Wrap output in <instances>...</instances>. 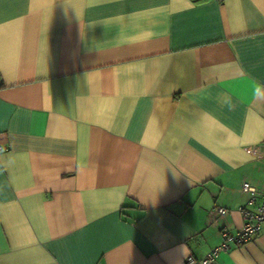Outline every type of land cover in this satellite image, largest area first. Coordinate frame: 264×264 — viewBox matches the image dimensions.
<instances>
[{
	"label": "crops",
	"instance_id": "obj_1",
	"mask_svg": "<svg viewBox=\"0 0 264 264\" xmlns=\"http://www.w3.org/2000/svg\"><path fill=\"white\" fill-rule=\"evenodd\" d=\"M256 87L264 0H0V264L205 256L264 192Z\"/></svg>",
	"mask_w": 264,
	"mask_h": 264
},
{
	"label": "built area",
	"instance_id": "obj_2",
	"mask_svg": "<svg viewBox=\"0 0 264 264\" xmlns=\"http://www.w3.org/2000/svg\"><path fill=\"white\" fill-rule=\"evenodd\" d=\"M241 190L248 194L246 202L238 208L243 219L241 228L234 234L222 231V242L219 245L212 248L200 259L188 255L185 258L186 264H212L218 253L229 249L231 243L238 245L245 244L259 231L261 224L264 223V192L247 181L241 184ZM257 196H260V198L257 199ZM212 212L225 215L227 210L223 207H214Z\"/></svg>",
	"mask_w": 264,
	"mask_h": 264
},
{
	"label": "clouds",
	"instance_id": "obj_3",
	"mask_svg": "<svg viewBox=\"0 0 264 264\" xmlns=\"http://www.w3.org/2000/svg\"><path fill=\"white\" fill-rule=\"evenodd\" d=\"M253 95L256 99L264 100V89H261L260 87H256ZM224 103L229 107L230 110H234L235 105L233 104L230 96L225 97Z\"/></svg>",
	"mask_w": 264,
	"mask_h": 264
}]
</instances>
